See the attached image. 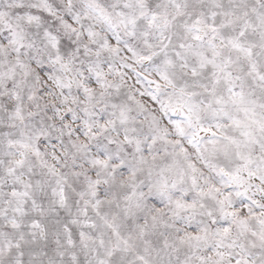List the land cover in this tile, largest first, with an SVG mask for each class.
Here are the masks:
<instances>
[{
	"label": "snow or ice",
	"instance_id": "snow-or-ice-1",
	"mask_svg": "<svg viewBox=\"0 0 264 264\" xmlns=\"http://www.w3.org/2000/svg\"><path fill=\"white\" fill-rule=\"evenodd\" d=\"M0 264H264V0H0Z\"/></svg>",
	"mask_w": 264,
	"mask_h": 264
}]
</instances>
